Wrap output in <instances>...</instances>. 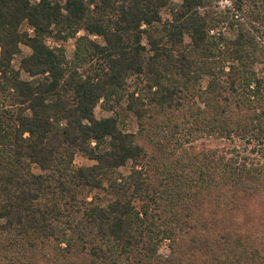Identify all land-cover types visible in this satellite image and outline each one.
<instances>
[{"label":"trees","instance_id":"1","mask_svg":"<svg viewBox=\"0 0 264 264\" xmlns=\"http://www.w3.org/2000/svg\"><path fill=\"white\" fill-rule=\"evenodd\" d=\"M219 1L0 0V264H264V0Z\"/></svg>","mask_w":264,"mask_h":264},{"label":"rangeland","instance_id":"2","mask_svg":"<svg viewBox=\"0 0 264 264\" xmlns=\"http://www.w3.org/2000/svg\"><path fill=\"white\" fill-rule=\"evenodd\" d=\"M227 0H220L219 3L217 4V9L218 10H223V7L227 4L226 2ZM180 2V0H170V4L171 5H175V4H178ZM161 15H162V18L163 19H169L170 18V10H169V7L168 8H164L162 11H161ZM218 30H222L223 31V28H218ZM225 32V35L229 38H233L234 37V32L231 30V29H226L224 30ZM87 35L83 30L79 31L76 35V37H79V36H85ZM92 39L96 40V42H99L101 43V39L100 38H96V37H92ZM47 44L49 46H53V47H61L64 52H65V56H66V59L67 60H71L72 57H73V51H74V43H75V38H69L67 39L66 41H56V39L51 36L49 37L47 40H46ZM144 45L149 48V45L148 43L144 40L143 41ZM30 54V50L29 48L25 47V46H22L21 47V53L19 55H17L15 57V59L13 60V67L15 69H19L20 67V60L29 55ZM21 77L24 78V79H27V75L21 71ZM117 110L115 111H106L102 108L101 105H98L96 108H95V111H94V116L95 118H105V117H108V116H113V117H118V120H119V123H120V127L123 131L125 132H129V133H133V132H136L137 129H138V123L136 121V119L126 113L125 111H123L121 108H116ZM201 143V142H200ZM203 143H206L207 145L209 146H213L214 144H210L209 142L207 141H204ZM239 144L240 146V152H242L244 155H249V151L245 150H241V145L242 143H237V145ZM216 145L218 146H222V144L220 143H217ZM224 145V144H223ZM254 157L256 158V156L254 155ZM258 157V156H257ZM259 159H260V156H259ZM74 166L75 167H80V166H89V165H92L94 163V161L90 160L87 156H85L84 154L82 153H77L74 157ZM130 171V164H127L125 167H122L118 170V172H120L121 174H128ZM33 172L35 174L39 173V169L35 166H33ZM106 185L104 184V187L102 189H94V190H88V189H84V190H81L80 193H79V197L80 198H85L86 200H90L92 198H94L95 200V197H97L98 200H95L97 201L100 205L102 206H106L108 203H110L113 199H114V196L107 190L105 189ZM136 206H138V203H135ZM168 253V250H167V247L166 245H162L161 248H160V254L162 256H165L166 254Z\"/></svg>","mask_w":264,"mask_h":264}]
</instances>
